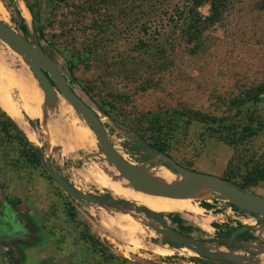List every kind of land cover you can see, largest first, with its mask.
I'll use <instances>...</instances> for the list:
<instances>
[{"label":"rangeland","instance_id":"374dc122","mask_svg":"<svg viewBox=\"0 0 264 264\" xmlns=\"http://www.w3.org/2000/svg\"><path fill=\"white\" fill-rule=\"evenodd\" d=\"M0 3L6 13L3 21L24 37L35 38L54 59L69 85L96 110L113 146L129 162L145 161L152 148L145 133L147 123L140 122V116L158 114L164 118L190 110L223 118L229 126L195 120L186 123V118L170 123L166 154L180 164L223 177L231 162L230 168L236 169L238 179L251 161L264 155V96L243 106L232 103L249 88L264 83V0H229L221 19L204 31L197 47L186 36L193 0ZM26 4L35 13V20ZM198 12L207 16L209 3L199 6ZM23 24L26 29H22ZM4 43L0 40V45ZM71 49H91L92 54L70 70L59 51ZM25 67L31 74L29 66ZM11 93L16 95L14 89ZM35 95L47 114L49 135L35 121L28 123L27 117L33 118L25 102H19L24 128L7 112L8 115L30 141L44 148L43 155L51 166L57 167L76 188L96 195L109 192L100 174H105V168L116 169L105 159L95 137L91 135L95 145L90 150L64 147L68 136L61 129L87 131L86 123L61 95L58 100L45 102L40 86ZM251 113L257 121L253 122L258 129L256 135L237 146L219 136L232 126L238 130ZM258 121H262V126H258ZM15 157L16 149L0 147V264H184L197 257L186 248L172 249L167 255L147 249L130 250L131 244L112 232L106 219L132 213L139 238L150 243L152 239L161 240L162 236L148 226L150 220L143 214L80 203L49 178L46 167L14 166ZM157 162L158 159L148 165ZM244 189L264 197V181ZM208 191V197L195 200L200 207L199 200L211 199L207 201L211 204L209 209L200 207L201 215L210 217L208 221L198 223L190 213H180L186 223L195 227L187 234L217 246L212 222L223 229L241 223L250 225L254 236L245 241L246 245L264 244V230L257 231L256 224L243 222L248 215L241 217L243 212H232L237 209L226 200H213L215 193ZM166 223L173 226L167 217ZM86 228L100 246L95 247L86 239ZM220 248L225 250V246Z\"/></svg>","mask_w":264,"mask_h":264},{"label":"water","instance_id":"95a60500","mask_svg":"<svg viewBox=\"0 0 264 264\" xmlns=\"http://www.w3.org/2000/svg\"><path fill=\"white\" fill-rule=\"evenodd\" d=\"M0 40L20 49L22 58L29 61L25 63L29 66L31 74L34 75L38 85L42 88L43 100L45 102L58 100V94L67 101L77 113L78 117L83 120L93 132L96 144L100 147L107 162L113 166L122 177L128 180L131 186L146 193L168 197L187 195L193 192L198 186H203L206 189L216 192L212 198L213 200H226L231 206L234 208L236 207L237 210L248 215L249 217L244 218L243 222H249L248 224L252 225L256 224L257 231L264 230L263 196L249 192L223 177L189 169L177 162L171 156L162 152H156L155 155L142 161V163H145L148 167L163 165L172 173L180 175V179L172 185H163L148 178L142 172L137 171L128 160L124 159L118 153L108 137L106 128L96 110L83 100L69 85L65 75L59 70L57 63L41 48L39 44H37L35 38L30 40L24 37L8 23L0 19ZM32 121L35 120L32 119ZM39 147L42 152H44V148L42 146ZM43 159L49 176L53 178L61 190L69 197L80 203H96L99 206L116 212L133 211L136 214H143L144 218L150 220L148 226L159 233L162 238L169 239L171 242L180 245L181 248L179 249L186 248L192 251L194 255L197 256L195 258H198L201 262L207 261L209 263L215 262L217 264H254V262L250 261L248 257L254 256L257 250L264 251L263 243L246 245L243 240L239 241L241 244L240 247L220 243H218L217 246L210 245L204 240H199L189 234L181 233L173 226L168 225L165 216L159 217L163 223L158 224L152 219L147 218L142 210L134 206L128 208H124L121 205L109 206L98 200V195L91 192L81 191L74 185L72 186L70 181H68L66 176L63 175L57 167L54 168L51 166V162L47 157L43 155ZM157 159L159 160L157 164L148 165L149 162ZM157 225H160V227ZM246 226L251 228L250 225ZM160 246L164 247L165 245ZM220 246H225V250L221 249ZM167 248L173 250L176 249L170 247ZM239 250L246 252V254L240 253Z\"/></svg>","mask_w":264,"mask_h":264},{"label":"trees","instance_id":"16d2710c","mask_svg":"<svg viewBox=\"0 0 264 264\" xmlns=\"http://www.w3.org/2000/svg\"><path fill=\"white\" fill-rule=\"evenodd\" d=\"M229 0H193V6L188 12L187 19V28H186V36L189 42H193L194 47L200 44V38L203 35L204 31H206L209 27L213 26L217 21H219L222 17L223 12L226 9ZM204 3H209V14L207 16L202 15L198 12V7L203 5ZM29 11L33 14L34 20L36 19L35 13L32 8L26 4ZM22 29H26L25 24L21 25ZM195 50V49H194ZM60 54L64 57L66 63L70 70H72L73 66H75L80 61H83L85 58H89L92 54L91 49H86L84 52H80L79 50L71 49L69 51L61 50ZM264 96V83L253 86L246 90L242 95L235 97L232 100V103L236 106H243L248 103H256L262 99ZM100 110H104L101 109ZM104 112H107L104 110ZM184 120L186 118V123H190L191 121H199L203 124H215L216 122L222 123L223 128H227L229 125L224 123V119L211 117L206 115L200 111L190 110L187 112H173L169 114L167 117H160L158 114H144L139 117L140 122L147 123V131L146 137L149 140L152 148L149 157H152L156 154V152L167 153L168 150V127H170V123H173L177 119ZM28 123L32 124L33 121L29 117H27ZM162 120H164L162 122ZM256 119L251 114L248 115V118L244 121V123L239 127L238 130H234V126H232L228 132L224 135H220L222 138L227 141L229 144L237 146L244 143L248 138L257 134V126L253 125ZM257 122V121H256ZM226 124V125H225ZM258 126H262V121H258ZM234 130V131H233ZM0 147H9L16 149L18 157H15L13 160V165L18 166V164L26 165L28 167L42 166L46 167L43 159V152L41 148L34 144V142L30 141L26 137V132L23 131L14 120L8 115L7 111L0 106ZM252 160V159H251ZM251 165L245 168L244 173H241L239 178L237 179V172L234 167H231V162L228 164L226 169V173L223 176L226 180L235 181L238 183V186L241 188L251 187L256 185L257 183L264 181V155L262 158L251 161ZM53 179L52 177H49ZM67 178V177H66ZM68 179V178H67ZM69 181V179H68ZM70 184L73 186V183L70 181ZM109 192L99 194L97 196L98 200L103 203L114 206L121 205L124 208H128L130 206H134L143 211L144 215L147 218L152 219L158 224H162L163 221L159 218L161 216H165L169 219L170 223L173 227L180 231L181 233L187 234L195 229V227L191 224L185 222V220L177 214V212H163L156 211L149 208L146 205L137 203L135 201L119 197L114 195L109 189ZM114 196H112V195ZM117 197V198H116ZM199 206L201 208L209 209L211 204L207 201L210 200H199ZM139 205H137V204ZM236 208V207H235ZM153 211H151V210ZM237 209V208H236ZM205 210V209H204ZM161 212V213H158ZM70 215H74L72 212V208L69 209ZM169 213V214H163ZM211 225L216 229L215 240L220 244H228L229 246L240 247L241 244L239 241L254 239V236L250 233V227L241 223H237L235 227H229L227 229H223L220 224L216 222H212ZM196 230H200L196 228ZM85 237L93 246H100L98 239L94 238L86 228ZM228 238L226 240L225 238ZM154 244L165 245L170 248H181L180 245H177L171 242L169 239L162 238L161 240L152 239ZM163 247V246H162ZM166 248V247H165ZM172 250V249H170ZM193 263L198 264H209V262L204 261L201 262L198 258L191 257L189 259ZM189 262V261H187ZM223 264V263H219Z\"/></svg>","mask_w":264,"mask_h":264},{"label":"bare ground","instance_id":"6f19581e","mask_svg":"<svg viewBox=\"0 0 264 264\" xmlns=\"http://www.w3.org/2000/svg\"><path fill=\"white\" fill-rule=\"evenodd\" d=\"M5 14V10L0 3V19L5 20ZM25 62L28 61L22 58L20 49L6 43L0 45V106L16 119L18 125L24 128L25 124L22 123L19 118V102L21 101L29 104V115L37 122V126L49 135L51 129L50 123L47 122L46 119L47 114L43 111L40 101H38L35 95L39 85L26 70ZM12 89L16 91L15 96L11 93ZM86 127L87 131L79 128L75 129L73 127L70 130H66V128L61 129V133H66L68 136V139L64 142V147L66 149H92L95 145L91 136L93 132L87 125ZM130 164L137 171L142 172L148 178L163 185H172L180 179V175L172 173L165 167H148L142 162H130ZM103 172H105V174L101 173L100 178L105 181L109 190L114 195L146 205L155 211L190 213L193 217L192 219L198 223H204L210 218L201 215L200 207H198L195 202L197 198L204 199L209 196V189L205 190L206 188L203 186H198L193 192L187 195L168 197L146 193L134 188L117 170L112 171L105 168ZM213 192L216 193L215 191ZM132 215L134 214L130 213V216L127 215L128 217H111L113 216L111 215L106 219L108 228L112 232L118 234L124 241L131 244L132 247L130 250L147 249L160 255L169 254L171 252L170 249L146 242L136 235L138 227L135 223L137 220ZM248 259L253 261L254 264H264V251L257 250L256 254L252 257H248ZM184 264H193V262Z\"/></svg>","mask_w":264,"mask_h":264},{"label":"built area","instance_id":"2783aa9c","mask_svg":"<svg viewBox=\"0 0 264 264\" xmlns=\"http://www.w3.org/2000/svg\"><path fill=\"white\" fill-rule=\"evenodd\" d=\"M232 212H235V213L239 214V212H241V211H240V210H235V209H234V211H232ZM241 213H242V212H241ZM243 214H244V213H242V215L240 214L241 217H243Z\"/></svg>","mask_w":264,"mask_h":264},{"label":"flooded vegetation","instance_id":"af4514ba","mask_svg":"<svg viewBox=\"0 0 264 264\" xmlns=\"http://www.w3.org/2000/svg\"><path fill=\"white\" fill-rule=\"evenodd\" d=\"M228 238H229V237H227V238H225V239H226V240H228ZM188 251H189V253H193V252H192V251H190V250H188ZM193 254H194V253H193Z\"/></svg>","mask_w":264,"mask_h":264}]
</instances>
